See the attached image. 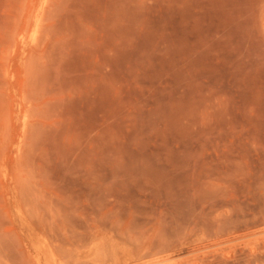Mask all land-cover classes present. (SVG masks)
Listing matches in <instances>:
<instances>
[{"label": "rangeland", "instance_id": "obj_1", "mask_svg": "<svg viewBox=\"0 0 264 264\" xmlns=\"http://www.w3.org/2000/svg\"><path fill=\"white\" fill-rule=\"evenodd\" d=\"M139 263L264 264V0H0V264Z\"/></svg>", "mask_w": 264, "mask_h": 264}, {"label": "bare ground", "instance_id": "obj_2", "mask_svg": "<svg viewBox=\"0 0 264 264\" xmlns=\"http://www.w3.org/2000/svg\"><path fill=\"white\" fill-rule=\"evenodd\" d=\"M38 260H40V258H38ZM139 264H144V263H139Z\"/></svg>", "mask_w": 264, "mask_h": 264}]
</instances>
